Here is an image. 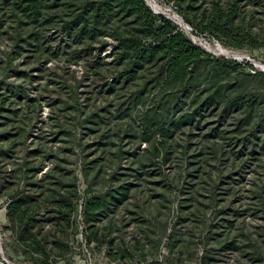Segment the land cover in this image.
Masks as SVG:
<instances>
[{"label": "trees", "instance_id": "trees-1", "mask_svg": "<svg viewBox=\"0 0 264 264\" xmlns=\"http://www.w3.org/2000/svg\"><path fill=\"white\" fill-rule=\"evenodd\" d=\"M164 1L177 7L185 22L194 27V33L210 34L237 48L250 40L257 44L253 47H264V33L255 40L237 24L235 3L228 2L224 8L213 1L210 9H202L193 20L188 13L201 7L196 6L198 0ZM4 34L38 61L48 64L61 56L68 68L82 64L83 75L100 82L99 92L108 102L105 108L89 109L82 119L72 117L74 129L79 126L85 135L93 136L86 151L87 147L95 150L84 156L87 184L90 168L94 165L97 169L87 193L93 192V185H108L101 172L111 163L110 156L118 159L109 189L84 203L90 243L100 241L96 224L101 216L128 201L135 187L133 181L121 179L126 168H121L119 160L124 159L125 151L122 146L112 151L115 140L149 144L145 151L150 154L149 161L140 166L147 168V175L154 176L170 162L177 135L187 128L195 130L210 111L217 112L220 123L235 114L236 132L247 134L253 154L264 153V91L245 93L244 79L227 81L232 75L228 63L196 45L173 21L155 14L146 0H0V36ZM257 75L264 78V72ZM66 82L61 83L60 90L68 88L72 92L59 102L68 108L73 107L78 94ZM6 100L0 102V112L18 113L19 109L5 108ZM26 100V107L37 102L29 96ZM18 123L0 133V198L7 200V229L36 264H56L69 252V241L56 233L66 234L73 227L78 178L72 173L71 183H67L69 173L60 166L43 173V162L55 158V153L43 143L28 149L27 140L32 134L26 118ZM217 130L212 129L209 135L219 137ZM19 146L28 149L26 160L18 166L10 161L3 163ZM92 155L94 159L88 161ZM223 248L240 249L234 239H227ZM125 257L117 253L115 260Z\"/></svg>", "mask_w": 264, "mask_h": 264}, {"label": "rangeland", "instance_id": "rangeland-1", "mask_svg": "<svg viewBox=\"0 0 264 264\" xmlns=\"http://www.w3.org/2000/svg\"><path fill=\"white\" fill-rule=\"evenodd\" d=\"M154 1L157 15L174 23L186 21L175 5ZM213 1L224 8L228 2L235 3L237 24L259 40L264 33V0H198L196 6L201 7L190 10L188 15L195 20L202 9H210ZM176 25L205 51L204 46H208L211 50L207 52L215 59L228 63L232 75L227 81L244 79L245 93H263L264 78L257 73L264 72V47H253L257 44L250 40L237 48L210 34L194 33V27L187 22L186 26L193 31ZM236 63L242 66L236 68ZM64 81L78 94L73 107L59 102L72 92L68 88L60 90ZM99 83L92 76L83 75L82 64L68 68L61 56L44 64L7 35L0 36V102L7 98L5 108L19 109L16 114L0 112V133L13 129L20 119L26 118L32 134L27 140L28 149L43 143L55 153V158L43 162V173L60 166L69 173L67 183H71L73 175L78 178L79 199L75 201L73 227L66 234L56 233L69 241V252L56 264H264V153L253 154L247 134L236 132L235 114L220 123L217 112L207 111L195 130L187 128L184 134L177 135L170 162L154 176L147 175V168L140 166L149 161L150 154L145 152L149 144L115 140L112 151L122 146L125 155L119 160L120 166L130 169L121 171L125 173L121 179L133 181L135 187L128 201L113 213H104L97 222L100 241H88L90 229L84 222V203L109 189L118 159L110 156L115 164L111 161L107 171L104 167L101 172L108 185H93V192L87 193L97 169L94 165L90 168L87 184L84 156L95 150L87 147L86 151L93 136L85 135L79 126L74 129L72 117L82 119L89 109L105 108L108 102L99 92ZM26 96L36 98L37 102L26 107ZM215 128L220 136L212 138L209 134ZM28 149L15 148L13 157L3 163L10 161L18 166L26 160ZM102 163L107 164L105 158ZM6 201V197L0 198V264H36L7 229ZM227 239H234L240 249L225 250ZM117 253L125 255V259L115 260Z\"/></svg>", "mask_w": 264, "mask_h": 264}, {"label": "water", "instance_id": "water-1", "mask_svg": "<svg viewBox=\"0 0 264 264\" xmlns=\"http://www.w3.org/2000/svg\"><path fill=\"white\" fill-rule=\"evenodd\" d=\"M146 3H147V5L152 9V11L154 12V13H156L157 14V11H155L153 8H152V6L149 4V2H148V0H146ZM175 18H177V17H175ZM175 23L176 24H178L179 26H181L184 30H186V31H193L191 28H188L187 26H186V22H184L183 21V24H181V23H179L178 21H175ZM205 47V49L208 51V52H210V50L206 47V46H204ZM253 65H256V64H254V63H252ZM263 70H264V66L263 67H261Z\"/></svg>", "mask_w": 264, "mask_h": 264}, {"label": "bare ground", "instance_id": "bare-ground-1", "mask_svg": "<svg viewBox=\"0 0 264 264\" xmlns=\"http://www.w3.org/2000/svg\"><path fill=\"white\" fill-rule=\"evenodd\" d=\"M149 4L152 6V8L156 11L157 10V6L155 4V1L154 0H148ZM208 49L209 47L206 46ZM211 50V49H210ZM254 62V61H253Z\"/></svg>", "mask_w": 264, "mask_h": 264}]
</instances>
